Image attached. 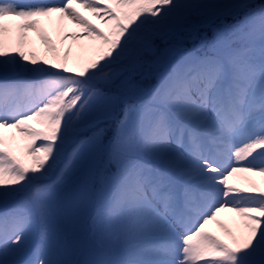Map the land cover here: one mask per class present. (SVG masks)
<instances>
[{"label": "snow or ice", "instance_id": "6c2138e0", "mask_svg": "<svg viewBox=\"0 0 264 264\" xmlns=\"http://www.w3.org/2000/svg\"><path fill=\"white\" fill-rule=\"evenodd\" d=\"M0 264H264V0H0Z\"/></svg>", "mask_w": 264, "mask_h": 264}, {"label": "rangeland", "instance_id": "374dc122", "mask_svg": "<svg viewBox=\"0 0 264 264\" xmlns=\"http://www.w3.org/2000/svg\"><path fill=\"white\" fill-rule=\"evenodd\" d=\"M27 2H37V0H27ZM40 2L59 3V2H61V0H40ZM85 15H89V14L85 13ZM93 22L96 23V21H93ZM42 28L44 29V31H46L48 33V35L53 39V41L57 40V33L54 30L55 29V18H53V23L51 25L49 24V22L47 20L43 21ZM28 37H29V40L32 42V47L36 50L37 54L42 55L43 54V47H42V45H40L36 34L35 33H28ZM69 43H71V42H69ZM73 47H74V51H75L76 50L75 45ZM18 140H19V138H18ZM218 219L221 222H223L229 226L228 221L225 218H223L222 213L220 214ZM213 232L219 234V231H217L215 229H213Z\"/></svg>", "mask_w": 264, "mask_h": 264}, {"label": "bare ground", "instance_id": "6f19581e", "mask_svg": "<svg viewBox=\"0 0 264 264\" xmlns=\"http://www.w3.org/2000/svg\"><path fill=\"white\" fill-rule=\"evenodd\" d=\"M66 30L74 31L75 29H73L71 25H67ZM256 179L259 180L260 178L257 177ZM232 182H233V183H236L235 180H233ZM222 216H223V218H225V219L228 221L229 226L232 227V226H233V224H232V214H231V213H227V212H225V213H222ZM208 228H209V230H211V231H213V229H215V230L219 231V234L222 235L220 229H219L218 227H216L215 224H210V225H208Z\"/></svg>", "mask_w": 264, "mask_h": 264}]
</instances>
